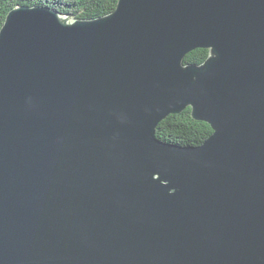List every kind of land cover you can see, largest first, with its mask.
I'll use <instances>...</instances> for the list:
<instances>
[{"label":"water","instance_id":"95a60500","mask_svg":"<svg viewBox=\"0 0 264 264\" xmlns=\"http://www.w3.org/2000/svg\"><path fill=\"white\" fill-rule=\"evenodd\" d=\"M196 48L207 58L185 63ZM189 106L212 134L160 139ZM0 264H264V0L12 8Z\"/></svg>","mask_w":264,"mask_h":264},{"label":"trees","instance_id":"16d2710c","mask_svg":"<svg viewBox=\"0 0 264 264\" xmlns=\"http://www.w3.org/2000/svg\"><path fill=\"white\" fill-rule=\"evenodd\" d=\"M118 0H0V29L8 12L17 5H44L76 18L91 19L112 12ZM209 54V49L196 48L185 56V63H201ZM213 132L211 125L192 115L189 106L179 113L164 118L157 126V136L171 143L183 146L202 144Z\"/></svg>","mask_w":264,"mask_h":264}]
</instances>
